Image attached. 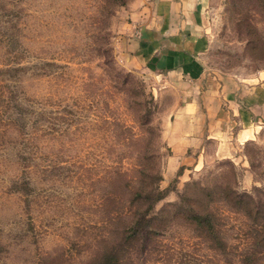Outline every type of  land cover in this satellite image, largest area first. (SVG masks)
Instances as JSON below:
<instances>
[{
  "label": "rangeland",
  "instance_id": "obj_1",
  "mask_svg": "<svg viewBox=\"0 0 264 264\" xmlns=\"http://www.w3.org/2000/svg\"><path fill=\"white\" fill-rule=\"evenodd\" d=\"M176 1L0 0V264L85 261L111 227L103 199L114 168L137 167L131 138L145 142L147 129L164 193L153 214L180 203L193 181L213 188L235 179L237 191L264 203V43H246L264 41V0L244 10L256 36L238 23L232 0H200V22L177 20ZM198 89L230 113V136L245 129L256 138L239 141L232 159L215 158L209 141L198 163L167 168L163 132ZM142 93L145 129L134 103ZM217 195L233 244L245 220ZM160 239L162 253L147 264H223L181 222Z\"/></svg>",
  "mask_w": 264,
  "mask_h": 264
},
{
  "label": "trees",
  "instance_id": "obj_2",
  "mask_svg": "<svg viewBox=\"0 0 264 264\" xmlns=\"http://www.w3.org/2000/svg\"><path fill=\"white\" fill-rule=\"evenodd\" d=\"M123 4L125 0H112ZM257 0H232L231 7L240 14L238 23L247 32L254 34V24L249 21L244 10ZM263 1V0H262ZM264 5V1L262 2ZM247 45H261L259 38L247 40ZM128 77V74H125ZM141 92H139L140 94ZM137 99L136 119L144 129L150 124V102ZM146 109L145 111H142ZM138 114V115H137ZM132 133V132H131ZM149 138H131L137 150V167L129 173L115 167L111 181V191L103 204L106 207V221L111 227L97 240L94 252L81 264H147V256L162 245L161 237L172 222H181L206 242V246L223 257V264H264V203L256 193L239 192L236 180L232 184H214L209 188L193 181L187 188L180 203L173 204L167 211L153 214L154 204L164 197L159 183L162 179L158 164V153L154 148L155 133L147 129ZM159 136V135H158ZM234 212L240 213L245 222L233 238L238 242H227L223 230L222 217L214 208L215 196ZM110 213V215H109ZM62 254L59 255L61 258ZM63 264V262H62ZM70 264V263H68Z\"/></svg>",
  "mask_w": 264,
  "mask_h": 264
},
{
  "label": "crops",
  "instance_id": "obj_3",
  "mask_svg": "<svg viewBox=\"0 0 264 264\" xmlns=\"http://www.w3.org/2000/svg\"><path fill=\"white\" fill-rule=\"evenodd\" d=\"M201 4L200 0H189V2L178 0L172 2L171 6L174 5L179 8L180 14L177 13V20L181 22H189V20L200 22L202 19ZM188 12L190 14H187ZM165 62L170 66L171 59L166 58ZM178 67L183 69L177 65ZM230 118V113L224 111L214 92L213 94H207L205 89L195 91L190 99L179 104L163 132L166 144L171 151L166 161L167 168L177 170L185 159L190 158L198 163L202 151H205L204 145L209 141L215 143L212 151L215 158L232 159L239 141L255 139L256 133L240 129L233 137L230 136ZM190 153H192V157ZM175 162H177V166H174ZM193 169L195 168L188 169L186 167L185 171L191 172Z\"/></svg>",
  "mask_w": 264,
  "mask_h": 264
}]
</instances>
